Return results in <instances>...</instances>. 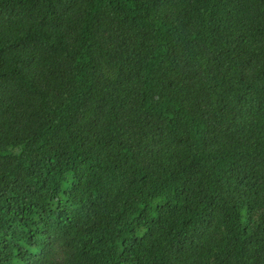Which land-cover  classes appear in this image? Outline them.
<instances>
[{
  "label": "trees",
  "instance_id": "1",
  "mask_svg": "<svg viewBox=\"0 0 264 264\" xmlns=\"http://www.w3.org/2000/svg\"><path fill=\"white\" fill-rule=\"evenodd\" d=\"M252 200L264 0H0V264H264Z\"/></svg>",
  "mask_w": 264,
  "mask_h": 264
},
{
  "label": "rangeland",
  "instance_id": "2",
  "mask_svg": "<svg viewBox=\"0 0 264 264\" xmlns=\"http://www.w3.org/2000/svg\"><path fill=\"white\" fill-rule=\"evenodd\" d=\"M253 205L254 215L252 224L248 222L246 224L247 229L243 234L242 242L246 246V254L249 255V252L253 253V255L257 258H261L264 254V244L261 246L257 243L259 236L264 234V212L258 210L256 203L254 200L251 201Z\"/></svg>",
  "mask_w": 264,
  "mask_h": 264
},
{
  "label": "clouds",
  "instance_id": "3",
  "mask_svg": "<svg viewBox=\"0 0 264 264\" xmlns=\"http://www.w3.org/2000/svg\"><path fill=\"white\" fill-rule=\"evenodd\" d=\"M246 198H238L235 200L234 205L232 207H219L215 200H213V208L210 212L211 218L213 221H219L224 225H228L232 223V219L234 218L236 212L242 207V204ZM231 228H236L232 226ZM244 230L241 232V237H243Z\"/></svg>",
  "mask_w": 264,
  "mask_h": 264
}]
</instances>
